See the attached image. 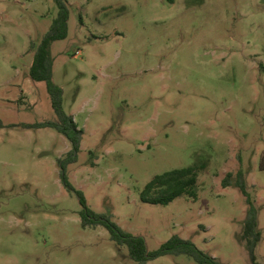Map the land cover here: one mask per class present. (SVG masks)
I'll use <instances>...</instances> for the list:
<instances>
[{
  "label": "rangeland",
  "instance_id": "obj_1",
  "mask_svg": "<svg viewBox=\"0 0 264 264\" xmlns=\"http://www.w3.org/2000/svg\"><path fill=\"white\" fill-rule=\"evenodd\" d=\"M67 1V36L50 51L63 109L83 130L71 162L65 136L22 127L56 119L29 70L58 8L0 0V264H136L107 229L82 227L59 159L89 207L148 251L178 234L222 264H251L241 170L264 264V0ZM194 164L197 199L141 200L155 175ZM145 264L197 263L164 255Z\"/></svg>",
  "mask_w": 264,
  "mask_h": 264
},
{
  "label": "trees",
  "instance_id": "obj_2",
  "mask_svg": "<svg viewBox=\"0 0 264 264\" xmlns=\"http://www.w3.org/2000/svg\"><path fill=\"white\" fill-rule=\"evenodd\" d=\"M53 1L58 8V13L49 30L35 49L29 75L33 81H42L46 84L56 119L24 123L22 127L26 129L50 127L65 136L72 145V153L68 157V161L71 162L74 160L73 152L77 151L80 147L83 130L77 128L73 116L64 111L62 88L52 80L54 60L51 55L50 46L54 41L64 39L67 36L69 19L68 1ZM58 163L61 168L60 179L63 186L69 193H74L78 197L81 205L80 217L82 227H97L100 225L107 229L114 242L120 246L125 245L127 247L130 258L136 264H145L164 255H187L194 259L197 264H222L216 257L200 249L191 239L183 238L178 234H173L169 239L161 243L157 249L148 251L143 237L123 230L111 219V216L95 212L91 209L87 204L84 193L76 189L68 179L66 172L67 160L59 159ZM259 167L260 169H264V154L260 158ZM198 176L199 169L195 164L157 174L146 184L141 194V200L150 204L167 205L180 196L197 199ZM231 177L232 173L229 172L223 178L222 183L224 187L230 185ZM235 185L246 198L248 206L241 239L248 249L251 264H262L257 260L256 255V247L261 240V233L257 228L258 209L252 194L247 190L246 180L241 170L237 173Z\"/></svg>",
  "mask_w": 264,
  "mask_h": 264
}]
</instances>
